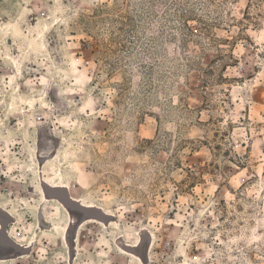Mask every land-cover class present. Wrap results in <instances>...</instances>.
Segmentation results:
<instances>
[{"label":"rangeland","instance_id":"obj_1","mask_svg":"<svg viewBox=\"0 0 264 264\" xmlns=\"http://www.w3.org/2000/svg\"><path fill=\"white\" fill-rule=\"evenodd\" d=\"M0 264H264V0H0Z\"/></svg>","mask_w":264,"mask_h":264},{"label":"bare ground","instance_id":"obj_2","mask_svg":"<svg viewBox=\"0 0 264 264\" xmlns=\"http://www.w3.org/2000/svg\"><path fill=\"white\" fill-rule=\"evenodd\" d=\"M63 189H66V187H63Z\"/></svg>","mask_w":264,"mask_h":264}]
</instances>
